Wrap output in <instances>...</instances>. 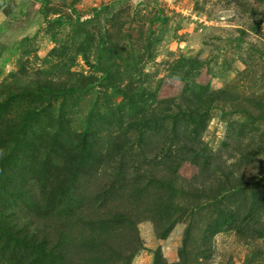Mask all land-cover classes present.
I'll use <instances>...</instances> for the list:
<instances>
[{"label": "rangeland", "instance_id": "obj_1", "mask_svg": "<svg viewBox=\"0 0 264 264\" xmlns=\"http://www.w3.org/2000/svg\"><path fill=\"white\" fill-rule=\"evenodd\" d=\"M0 264H264V0H0Z\"/></svg>", "mask_w": 264, "mask_h": 264}]
</instances>
